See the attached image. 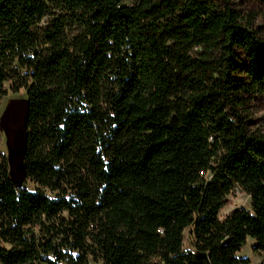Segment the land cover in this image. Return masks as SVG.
I'll return each mask as SVG.
<instances>
[{
    "label": "trees",
    "instance_id": "16d2710c",
    "mask_svg": "<svg viewBox=\"0 0 264 264\" xmlns=\"http://www.w3.org/2000/svg\"><path fill=\"white\" fill-rule=\"evenodd\" d=\"M248 21L226 0H0V101L28 102L23 185L0 128V264H250L248 238L264 253ZM235 186L252 212L221 220Z\"/></svg>",
    "mask_w": 264,
    "mask_h": 264
},
{
    "label": "rangeland",
    "instance_id": "374dc122",
    "mask_svg": "<svg viewBox=\"0 0 264 264\" xmlns=\"http://www.w3.org/2000/svg\"><path fill=\"white\" fill-rule=\"evenodd\" d=\"M244 18V21H252V27L260 36H264V4L258 0H226ZM48 19V17L45 19ZM248 21V22H249ZM10 88V84H7ZM27 95L22 90L19 94L11 91L0 101V128L3 130L2 149L10 161L11 177L18 185H23V150L25 138V119L27 115ZM253 132L264 134V96L247 98V106L243 112ZM26 186L33 190L31 183ZM252 212L251 197L238 186L226 198V206L220 213V219L228 217L235 210ZM194 237L190 231L186 232L184 248L193 249ZM238 259H245L250 264H264V253L256 251V243L248 238L241 251L236 254Z\"/></svg>",
    "mask_w": 264,
    "mask_h": 264
}]
</instances>
